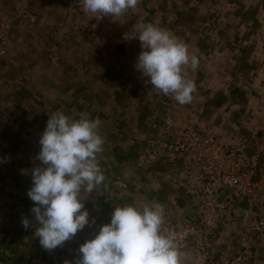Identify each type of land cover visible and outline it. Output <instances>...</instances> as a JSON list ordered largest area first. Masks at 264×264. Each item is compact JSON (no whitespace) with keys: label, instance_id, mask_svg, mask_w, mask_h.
<instances>
[{"label":"rangeland","instance_id":"1","mask_svg":"<svg viewBox=\"0 0 264 264\" xmlns=\"http://www.w3.org/2000/svg\"><path fill=\"white\" fill-rule=\"evenodd\" d=\"M138 22L168 31L198 58L196 69L183 71L196 85L191 103L179 104L136 70L140 41L123 36ZM0 35L8 48L0 59V264H74L117 204L160 203L165 230L183 226L203 180L191 158L163 145L176 138L167 117L182 131L192 125L245 144L256 177L264 174V0H139L126 14L99 20L76 0H0ZM57 110L99 118L105 180L91 193L81 190L89 225L48 252L22 218L36 223L31 169ZM145 151L156 158L140 163ZM241 227L239 219L218 233L214 261L234 250ZM180 253L182 264L201 259L196 250Z\"/></svg>","mask_w":264,"mask_h":264},{"label":"clouds","instance_id":"2","mask_svg":"<svg viewBox=\"0 0 264 264\" xmlns=\"http://www.w3.org/2000/svg\"><path fill=\"white\" fill-rule=\"evenodd\" d=\"M76 2L99 20L122 16L134 9L139 0ZM123 39L140 41L135 68L149 78L146 83L181 105L191 103L196 85L185 78L183 71L184 66L196 69L199 61L182 41L145 22L133 25ZM99 126V118L84 113L79 118L59 110L49 114L39 138L41 147L36 159L40 164L31 169L32 186L27 191L36 223L32 225L27 217L22 218L25 229L34 227V235L45 251L62 247L89 225V212L80 193H91L105 180L97 159L104 144ZM164 223L165 209L160 203L117 204L110 222L79 246L74 264H182L177 237L165 230Z\"/></svg>","mask_w":264,"mask_h":264},{"label":"built area","instance_id":"3","mask_svg":"<svg viewBox=\"0 0 264 264\" xmlns=\"http://www.w3.org/2000/svg\"><path fill=\"white\" fill-rule=\"evenodd\" d=\"M7 50V38L0 35V59ZM174 124L165 118V128L176 138L163 145L191 158L203 180L197 191V210L185 216L183 226L169 229L180 250H196L201 256L198 264H264V174L256 177L254 155L247 153L245 144H234L192 125L182 131ZM155 143L152 139L150 144ZM155 158L156 153L145 151L139 162ZM239 219L243 227L238 228L234 250L214 261V239L227 223L237 224Z\"/></svg>","mask_w":264,"mask_h":264}]
</instances>
